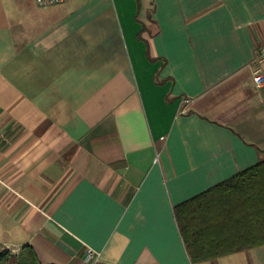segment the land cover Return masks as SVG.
Segmentation results:
<instances>
[{
    "label": "crops",
    "instance_id": "1",
    "mask_svg": "<svg viewBox=\"0 0 264 264\" xmlns=\"http://www.w3.org/2000/svg\"><path fill=\"white\" fill-rule=\"evenodd\" d=\"M264 0H0V245L40 264L193 263L173 206L264 157Z\"/></svg>",
    "mask_w": 264,
    "mask_h": 264
},
{
    "label": "trees",
    "instance_id": "2",
    "mask_svg": "<svg viewBox=\"0 0 264 264\" xmlns=\"http://www.w3.org/2000/svg\"><path fill=\"white\" fill-rule=\"evenodd\" d=\"M193 263L264 245V157L173 206ZM0 264H40L25 244L15 254L0 245Z\"/></svg>",
    "mask_w": 264,
    "mask_h": 264
},
{
    "label": "built area",
    "instance_id": "3",
    "mask_svg": "<svg viewBox=\"0 0 264 264\" xmlns=\"http://www.w3.org/2000/svg\"><path fill=\"white\" fill-rule=\"evenodd\" d=\"M34 1L39 7H48V6H52V5H56V4L65 3L68 0H34ZM262 54L264 55V51L262 52ZM253 79L258 86H260L264 83V74L261 72V70L259 68H257L254 71ZM6 248H8V247H6ZM86 264H101L98 252L92 248H87Z\"/></svg>",
    "mask_w": 264,
    "mask_h": 264
}]
</instances>
